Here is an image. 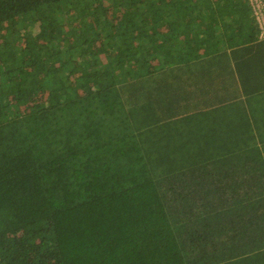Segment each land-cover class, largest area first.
I'll list each match as a JSON object with an SVG mask.
<instances>
[{
    "label": "trees",
    "instance_id": "obj_1",
    "mask_svg": "<svg viewBox=\"0 0 264 264\" xmlns=\"http://www.w3.org/2000/svg\"><path fill=\"white\" fill-rule=\"evenodd\" d=\"M259 93L248 0H0V264H264Z\"/></svg>",
    "mask_w": 264,
    "mask_h": 264
},
{
    "label": "crops",
    "instance_id": "obj_2",
    "mask_svg": "<svg viewBox=\"0 0 264 264\" xmlns=\"http://www.w3.org/2000/svg\"><path fill=\"white\" fill-rule=\"evenodd\" d=\"M245 104L253 126L254 135L257 136L259 142L257 148L264 156V145L260 144V137L264 140V93H259L250 99H246ZM217 116V119L211 121L220 123L223 117L220 114ZM236 163L239 162L237 161Z\"/></svg>",
    "mask_w": 264,
    "mask_h": 264
},
{
    "label": "built area",
    "instance_id": "obj_3",
    "mask_svg": "<svg viewBox=\"0 0 264 264\" xmlns=\"http://www.w3.org/2000/svg\"><path fill=\"white\" fill-rule=\"evenodd\" d=\"M260 29V38L264 39V0H248Z\"/></svg>",
    "mask_w": 264,
    "mask_h": 264
}]
</instances>
